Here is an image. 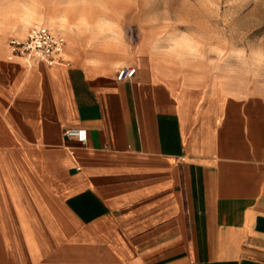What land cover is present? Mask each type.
I'll return each instance as SVG.
<instances>
[{
	"label": "crops",
	"instance_id": "crops-1",
	"mask_svg": "<svg viewBox=\"0 0 264 264\" xmlns=\"http://www.w3.org/2000/svg\"><path fill=\"white\" fill-rule=\"evenodd\" d=\"M79 48L0 52V264H264V94Z\"/></svg>",
	"mask_w": 264,
	"mask_h": 264
},
{
	"label": "rangeland",
	"instance_id": "rangeland-1",
	"mask_svg": "<svg viewBox=\"0 0 264 264\" xmlns=\"http://www.w3.org/2000/svg\"><path fill=\"white\" fill-rule=\"evenodd\" d=\"M26 3L34 14L20 26L0 28V52H9L10 39L24 37L38 22L64 34L67 42L85 52L108 53L117 61L147 52L158 66L174 75L224 87L235 62L233 53L243 46L241 38H246V44L247 39L264 35V0H26ZM176 41L187 49L181 61L161 52ZM252 92L264 94L255 87L244 93Z\"/></svg>",
	"mask_w": 264,
	"mask_h": 264
},
{
	"label": "clouds",
	"instance_id": "clouds-1",
	"mask_svg": "<svg viewBox=\"0 0 264 264\" xmlns=\"http://www.w3.org/2000/svg\"><path fill=\"white\" fill-rule=\"evenodd\" d=\"M33 14L26 0H0V28L11 25L20 26ZM245 39V37L241 38L243 46L237 47L233 53L235 62L224 83L233 93L243 94L254 87L264 91V35L247 39L246 44ZM161 52L165 56L181 61L187 49L182 43L176 41L171 47L161 49Z\"/></svg>",
	"mask_w": 264,
	"mask_h": 264
},
{
	"label": "built area",
	"instance_id": "built-area-1",
	"mask_svg": "<svg viewBox=\"0 0 264 264\" xmlns=\"http://www.w3.org/2000/svg\"><path fill=\"white\" fill-rule=\"evenodd\" d=\"M67 40L64 34L54 31L43 23H34L24 37H12L9 42L11 57L22 56L30 61H42L49 65L72 61L66 56ZM137 71L135 66L120 67L117 78L125 80ZM67 136L79 138L84 144L87 142L86 130L81 127H70L65 131Z\"/></svg>",
	"mask_w": 264,
	"mask_h": 264
}]
</instances>
